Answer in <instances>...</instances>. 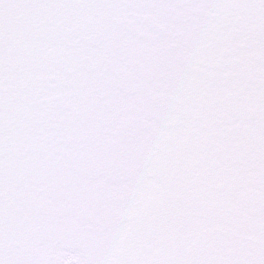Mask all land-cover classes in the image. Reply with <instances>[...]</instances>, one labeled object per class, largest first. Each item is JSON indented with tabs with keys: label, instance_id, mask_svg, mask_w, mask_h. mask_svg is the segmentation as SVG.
Returning a JSON list of instances; mask_svg holds the SVG:
<instances>
[{
	"label": "snow or ice",
	"instance_id": "1",
	"mask_svg": "<svg viewBox=\"0 0 264 264\" xmlns=\"http://www.w3.org/2000/svg\"><path fill=\"white\" fill-rule=\"evenodd\" d=\"M0 264H264V0H0Z\"/></svg>",
	"mask_w": 264,
	"mask_h": 264
}]
</instances>
